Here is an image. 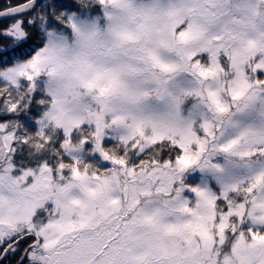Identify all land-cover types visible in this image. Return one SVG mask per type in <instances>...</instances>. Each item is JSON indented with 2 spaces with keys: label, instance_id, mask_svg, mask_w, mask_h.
Listing matches in <instances>:
<instances>
[{
  "label": "snow or ice",
  "instance_id": "6c2138e0",
  "mask_svg": "<svg viewBox=\"0 0 264 264\" xmlns=\"http://www.w3.org/2000/svg\"><path fill=\"white\" fill-rule=\"evenodd\" d=\"M0 264H264V0H0Z\"/></svg>",
  "mask_w": 264,
  "mask_h": 264
}]
</instances>
